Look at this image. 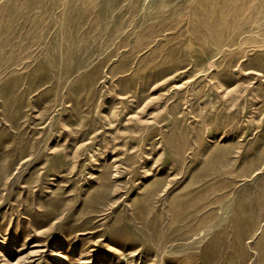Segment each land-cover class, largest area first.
Masks as SVG:
<instances>
[{
  "label": "rangeland",
  "instance_id": "1",
  "mask_svg": "<svg viewBox=\"0 0 264 264\" xmlns=\"http://www.w3.org/2000/svg\"><path fill=\"white\" fill-rule=\"evenodd\" d=\"M0 264H264V0H0Z\"/></svg>",
  "mask_w": 264,
  "mask_h": 264
}]
</instances>
